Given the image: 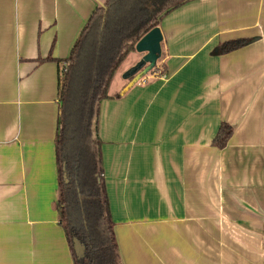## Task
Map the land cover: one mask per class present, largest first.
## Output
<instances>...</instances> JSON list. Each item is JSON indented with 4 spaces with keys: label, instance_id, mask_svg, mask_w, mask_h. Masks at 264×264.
<instances>
[{
    "label": "crops",
    "instance_id": "1",
    "mask_svg": "<svg viewBox=\"0 0 264 264\" xmlns=\"http://www.w3.org/2000/svg\"><path fill=\"white\" fill-rule=\"evenodd\" d=\"M102 1L0 0V264H75L57 209L59 61ZM159 28L156 69L122 94L130 52L99 107L121 261L264 264V0H190Z\"/></svg>",
    "mask_w": 264,
    "mask_h": 264
},
{
    "label": "trees",
    "instance_id": "2",
    "mask_svg": "<svg viewBox=\"0 0 264 264\" xmlns=\"http://www.w3.org/2000/svg\"><path fill=\"white\" fill-rule=\"evenodd\" d=\"M189 1L103 0L69 58L59 61L57 209L75 264H123L101 163L99 107L109 98L118 68L138 41L159 27L166 15ZM247 43V39L224 42L216 54H228ZM233 133L232 125L222 123L212 146L224 149ZM76 243L81 247L80 254Z\"/></svg>",
    "mask_w": 264,
    "mask_h": 264
},
{
    "label": "water",
    "instance_id": "3",
    "mask_svg": "<svg viewBox=\"0 0 264 264\" xmlns=\"http://www.w3.org/2000/svg\"><path fill=\"white\" fill-rule=\"evenodd\" d=\"M162 42L163 34L159 27L152 29L138 41L135 50L140 55V59L124 74V79L128 80L129 83L122 91V94H125L156 69L157 62L162 56ZM76 250L78 254L81 253V247L78 243H76Z\"/></svg>",
    "mask_w": 264,
    "mask_h": 264
}]
</instances>
